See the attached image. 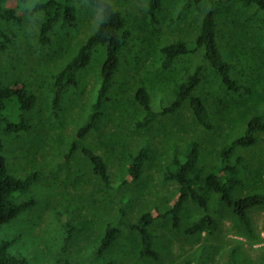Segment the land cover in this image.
<instances>
[{"label": "rangeland", "instance_id": "obj_1", "mask_svg": "<svg viewBox=\"0 0 264 264\" xmlns=\"http://www.w3.org/2000/svg\"><path fill=\"white\" fill-rule=\"evenodd\" d=\"M109 1L125 14L133 37L122 51L123 64L110 89L101 124L86 142L105 157L117 186L128 180L129 152H137L147 141L150 159L141 178L128 180L120 191L103 187L81 151L65 159L63 153L90 111L106 47H97L90 64L79 72L78 86L65 91L58 115L52 110L55 74L97 29L101 11L87 0H76L75 26L58 25L52 43L41 47L37 32L44 13H31L30 4L8 0L6 7H16L25 21L20 25L1 22L12 41L5 49L0 45V83L26 82L37 104L30 113L28 131L3 133L4 153L10 174L24 178L37 172L38 178L18 197L19 201L34 198L35 205L0 227V241H8V251L27 264H62L61 259L78 264H186L204 250L202 264H264L263 206L250 211L254 238L247 235L230 209L216 214L212 207L209 212L219 220L214 234L186 235L174 230L170 218L157 220L151 229L156 234L158 260L137 259L141 236L130 228H124L108 249L97 253L107 224L118 215L121 193L130 196L127 223L136 222L155 205L173 200L178 184L164 180L163 173L174 147L183 149L196 138L201 145L199 162L212 166L218 162L221 147L240 134L254 114L264 112V15L255 6H243L240 0H203L200 9L191 6L181 11L183 0H163L157 18L152 20L146 12V0ZM209 8L216 11L218 43L242 90H228L210 70L195 94L206 100L212 129L197 121L189 100L150 126L135 128L134 122L144 114L134 100L136 87L147 86L155 107H159L167 101L172 85L186 78L202 57V51L184 55L164 69L160 47L178 39L192 40ZM238 152L248 163L240 170L243 183L238 196L264 190V133L256 146ZM203 214L196 203L187 202L183 225ZM67 237V250L61 252Z\"/></svg>", "mask_w": 264, "mask_h": 264}, {"label": "trees", "instance_id": "obj_2", "mask_svg": "<svg viewBox=\"0 0 264 264\" xmlns=\"http://www.w3.org/2000/svg\"><path fill=\"white\" fill-rule=\"evenodd\" d=\"M8 0H0V45L5 49L12 41L6 33L2 21L22 24L25 19L18 14L16 7H6ZM101 11V19L97 29L85 40L78 51L55 74L52 96V110L58 115L62 97L70 87L79 84V72L87 67L97 47H106V57L99 73V84L96 85L91 101L90 111L79 126L63 153L65 159H70L77 151H81L89 161L92 172L97 176L104 188L120 191L119 187L129 180L136 182L141 178L143 168L150 159L151 146L143 143L137 152L128 153L127 179L121 185H115L105 157L92 148L86 139L93 130H97L105 115L107 103L110 101V89L114 79L123 64L122 51L130 46L133 32L128 26L125 14L116 9L109 0H87ZM163 0H146V12L155 20L161 10ZM21 4H30L31 13L43 12L44 19L38 28V41L41 47L52 43L54 29L60 25L75 26L77 20L76 0H19ZM203 0H183L181 11L189 7L200 9ZM243 6H255L264 15V0H240ZM202 51V57L194 70L183 80L176 81L169 90L167 101L155 107L147 86H137L134 100L142 107L143 117L134 122V127L143 129L150 126L158 118L175 113L186 100L190 101L192 111L197 121L206 129H212L209 109L206 100L195 94L196 89L204 81L210 70L220 77L222 84L230 91L239 92L243 86L233 75V65L225 57L218 43V22L216 11L209 8L204 14L199 32L192 40L178 39L160 47L162 55L161 66L164 69L172 67L176 60L184 55ZM37 104V97L22 80L0 83V227L17 217L26 209L35 205L34 198L18 200V197L28 191L37 180L38 173L31 172L26 177H18L8 172L5 147L2 141L3 133H18L30 129V113ZM260 133H264V112L254 114L247 122L245 129L226 142L220 149L218 162L212 166L200 163V142L190 139L183 149L178 146L173 149L171 161L165 166L163 179L174 181L178 189L174 198L165 204L155 205L151 210L140 214L133 223H127V207L130 196L121 193L117 200L118 215L111 220L97 249L101 254L118 238L124 228L137 231L141 236V246L137 259L158 260L159 252L155 247V232L151 226L159 219L170 218L174 230L186 235L200 233L214 234L219 229V220L209 211L221 213L224 208L230 209L238 218L241 226L250 238L256 237L250 211L258 206L264 207V190H255L238 196L237 191L242 185L241 168H247V161L238 150L250 148L258 144ZM196 203L204 214L183 225L182 211L187 202ZM69 228L70 225L68 224ZM71 229L68 230L70 232ZM71 235V233H70ZM69 235V237H70ZM66 238L61 252L67 250ZM8 241H0V264H27L21 257L8 251ZM205 250L197 259H189L186 264H202ZM62 264H78L69 259H61Z\"/></svg>", "mask_w": 264, "mask_h": 264}]
</instances>
